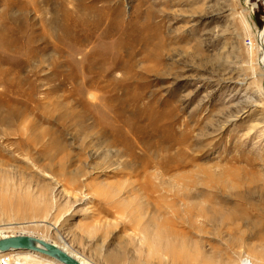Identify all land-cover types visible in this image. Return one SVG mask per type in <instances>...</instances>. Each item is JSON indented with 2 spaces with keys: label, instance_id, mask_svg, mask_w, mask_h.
<instances>
[{
  "label": "rangeland",
  "instance_id": "obj_1",
  "mask_svg": "<svg viewBox=\"0 0 264 264\" xmlns=\"http://www.w3.org/2000/svg\"><path fill=\"white\" fill-rule=\"evenodd\" d=\"M263 29V0H0V238L264 264Z\"/></svg>",
  "mask_w": 264,
  "mask_h": 264
},
{
  "label": "water",
  "instance_id": "obj_2",
  "mask_svg": "<svg viewBox=\"0 0 264 264\" xmlns=\"http://www.w3.org/2000/svg\"><path fill=\"white\" fill-rule=\"evenodd\" d=\"M262 88L264 89V79ZM9 251H32L51 258L60 264H83L58 246L29 235H12L0 238V253Z\"/></svg>",
  "mask_w": 264,
  "mask_h": 264
},
{
  "label": "bare ground",
  "instance_id": "obj_3",
  "mask_svg": "<svg viewBox=\"0 0 264 264\" xmlns=\"http://www.w3.org/2000/svg\"><path fill=\"white\" fill-rule=\"evenodd\" d=\"M263 2H264V0H263ZM254 49H255V59H253V60H255V61H253L254 62V67L256 66L257 68H258V78L261 80V84L260 85H258V87H257V92L259 93L258 95H257V100L255 99L254 100V104L253 105H258V106H260L261 105V103H262V101H263V97H264V89L262 88V81H263V79H264V29H263V34H262V36H261V39L259 40V41H256L255 42V45H254ZM254 52V51H253ZM252 69V68H251ZM255 73V72H254ZM256 73H257V71H256ZM256 79V78H255ZM256 82V81H255ZM259 84V83H258ZM0 195H2V194H0ZM2 197H4V196H0V200H3V198ZM8 197V196H7ZM13 201L14 202H16V204L17 205H26V206H30V205H32V201L30 200V198L29 197H27V196H23V197H20V195L18 196V195H15V196H13ZM1 204H3V202L1 203ZM11 205H12V203H10ZM40 206V205H39ZM3 209L4 210H7V208H9L10 207V205H8V204H6V203H4L3 204ZM45 207V206H44ZM170 207V209L173 211V205H171V206H169ZM37 209V208H36ZM158 210V213H161V210H160V208L159 209H157ZM176 211V210H175ZM6 212V211H5ZM7 213V212H6ZM173 213V212H172ZM164 214H166V212H162V215H164ZM168 221V220H167ZM164 223V222H163ZM165 224V223H164ZM22 226V225H21ZM163 231L164 230H161L160 229V231H158V233H163ZM1 233V232H0ZM29 236H31V235H29ZM33 237H36V236H34V235H32ZM36 238H40L41 239V237H36ZM163 244V243H162ZM66 249V248H65ZM160 249V248H159ZM63 251H64V249H62ZM66 251V250H65ZM29 252H31V254H28V255H23V256H18V257H16L15 259H16V262H17V264H22V262H21V259H23V260H25V261H28V262H37L38 263V261H39V256L37 255L38 253H36V252H32V251H29ZM163 252V251H162ZM167 252V251H166ZM166 254V253H165ZM41 256V255H40ZM43 256V255H42ZM45 257V256H44ZM171 257H173V256H171ZM175 257H176V255H175ZM37 258V259H36ZM39 258V259H38ZM46 261L48 262V263H50V264H60V263H58L57 261H54L53 259H51V258H48V257H46ZM36 260H38V261H36ZM173 260H175V259H173ZM181 260V259H180ZM179 260V261H180ZM245 264H248V262L247 261H245L244 262ZM28 264V263H27Z\"/></svg>",
  "mask_w": 264,
  "mask_h": 264
},
{
  "label": "built area",
  "instance_id": "obj_4",
  "mask_svg": "<svg viewBox=\"0 0 264 264\" xmlns=\"http://www.w3.org/2000/svg\"><path fill=\"white\" fill-rule=\"evenodd\" d=\"M9 252L0 253V264L1 262H8L9 259H12V256H8Z\"/></svg>",
  "mask_w": 264,
  "mask_h": 264
}]
</instances>
